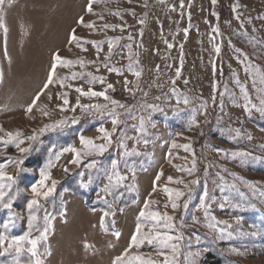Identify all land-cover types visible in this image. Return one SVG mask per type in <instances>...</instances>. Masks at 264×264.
Instances as JSON below:
<instances>
[{
    "label": "rangeland",
    "instance_id": "obj_1",
    "mask_svg": "<svg viewBox=\"0 0 264 264\" xmlns=\"http://www.w3.org/2000/svg\"><path fill=\"white\" fill-rule=\"evenodd\" d=\"M87 2L8 0L4 6L7 31L0 28V126L28 136L45 123L65 117L69 125L62 132H46L40 137L35 150L24 158L22 167L27 171L18 172L15 164L7 163L5 170L16 177L13 190L19 188L20 193L13 202L17 215L0 208V240L7 242L25 233L33 239L38 237L45 225L44 216L51 213L54 219L47 239L37 245L43 264H113L127 247L137 222L145 232L156 228L151 221L137 219L148 198L156 201L149 205L150 211L174 215V227L167 231L173 236L169 243L176 250L163 249L171 264H264V233L259 232L264 226V114L252 108L264 100V0H216L215 4L212 0H96L92 13L85 11ZM80 16L85 24L92 22L94 28L77 24ZM105 23L120 27L103 28ZM72 29L78 36L102 41L99 49L85 44L86 51H82L69 44ZM57 51L62 57L85 62L83 68L58 66L57 77H70L71 72L83 75L65 82L74 87L61 88L56 83L41 96L37 107L46 105L49 116L35 109L26 114V106L47 79L52 54ZM108 67L120 71L108 72ZM137 71L141 73L139 77L135 75ZM88 73L103 82L89 84ZM109 84L113 87L108 88ZM75 87L106 91L108 96L130 106L117 108L121 124L103 156L86 158L99 160V170H93L92 183L87 188L80 185L88 183L89 170L68 164L71 152L63 153L58 161L55 153L69 146L80 148L81 135L96 137L100 135L98 128L110 131L112 125L110 116L89 114L79 106L72 110L77 99L80 104H109L103 97L82 96ZM47 92L53 95L51 101ZM58 92H67L69 104L63 110L57 107L62 104L56 98ZM204 105L207 118L201 115ZM193 116L200 124L189 130ZM73 117L78 121L74 125L70 123ZM141 118L150 140L148 145L130 139L138 136ZM125 137L129 139L123 140L122 148L120 141ZM173 140L178 145L191 143V151L171 147ZM22 146H27V141ZM3 150L5 156L0 157V163H5L8 156L20 155L14 145ZM124 151L133 154L122 157ZM193 158L196 164L191 175L173 167L190 168ZM49 159L54 160L52 178L60 183L53 196L39 198L37 219L30 229V186L39 180L40 170ZM112 160H117L119 172L128 176L125 186L113 189L115 198L104 191ZM65 166L73 169L71 174L64 173ZM129 168L135 169L136 188L132 192L127 190V185L133 183ZM161 170L159 187L152 192L153 180ZM169 176L185 182L198 180L192 186L191 199L187 194L181 198L175 213L170 206L165 208L169 201L162 188L185 189L183 184L169 183ZM205 193L207 213L200 206V197ZM184 199H188L187 208L183 207ZM108 204L115 215L106 218L102 228L100 217ZM237 216L242 217L239 223ZM210 224L216 226L209 227ZM220 228L225 229V238L217 240ZM252 232L259 234L253 236ZM24 244L25 250L19 256L14 251L0 256V264H13L15 260L29 264L33 259L27 251L30 245ZM233 248L237 251L233 252ZM157 250L156 244L145 243L131 252L150 254L162 261L163 257H156Z\"/></svg>",
    "mask_w": 264,
    "mask_h": 264
},
{
    "label": "snow or ice",
    "instance_id": "obj_2",
    "mask_svg": "<svg viewBox=\"0 0 264 264\" xmlns=\"http://www.w3.org/2000/svg\"><path fill=\"white\" fill-rule=\"evenodd\" d=\"M8 2V0H0V28H4L5 31H7L5 24H4V6ZM96 2V0H88L85 11L88 13L93 12V4ZM131 2V0H130ZM183 3V0H181ZM212 3L215 4L216 0H212ZM147 5H145L146 7ZM236 10V6H234L233 11ZM131 11V10H129ZM133 15H135L134 12H132ZM116 15H119V12L116 13ZM213 15H216L213 13ZM237 19H239V16H237ZM77 24L84 25L88 28H94V24L92 22H88L85 24L84 17L80 16L77 21ZM143 23V21H141ZM103 28H112V27H120V25H112L105 23L102 25ZM216 31H219L216 29ZM185 33H187V29H185ZM115 40H118L119 37L114 38ZM83 41V43L81 42ZM69 44H74L75 47L81 49L82 51H86L84 48L85 44H90L95 46L97 49H99V45L102 43V41H96V40H88L84 37L78 36L76 34V30L72 29L69 37H68ZM113 47V41L112 39L109 40L108 43V50L109 52L112 51ZM130 47V46H129ZM168 47H172V45H168ZM216 52L220 51L219 46H216L215 48ZM237 51H240L237 49ZM107 59V58H106ZM84 60L81 58H77L75 60L62 57L59 54V51L54 52L52 54V62L50 69L47 74V79L44 81L43 86L40 88L38 92H36L35 96L32 98V101L30 104L26 106V114H31L33 110L40 112L42 116H49L50 113L47 110L46 105H38V101L40 100L41 96L46 93V90L49 89V87L53 84L58 83L61 88L68 87L72 88L74 85L72 84H66L65 82L68 79L75 80L78 76L83 75V73H77V72H71L70 77L64 76V77H57L56 76V70L58 66H62L64 68H70L73 65H79L80 68L84 67ZM108 72H117L119 73L120 69L116 67H108ZM89 76H91V80L89 81V84L96 80H100L101 83L103 82V79L100 77L92 76L91 73H88ZM135 75L139 77L141 73L139 71L135 72ZM177 75H179V69H177ZM262 83H264V78H262ZM108 88H112L113 86L111 84L107 85ZM215 88V85H213ZM75 91L80 93L82 96H90V97H103L104 100L108 101L111 107H109V104H80L79 99H77L76 105L72 107V110H75L76 106H79L82 111L89 113V114H98L101 117L104 116H110L111 117V125L112 128L109 131L108 129L101 126L97 129V131L100 133L99 136L96 137H87L84 135H81L79 137V142L81 147L76 148L73 146L65 147L61 151L55 153L54 159L58 161L63 153L71 152L72 158L68 161V164L75 165L76 168L84 167L89 170V176H88V183H82L80 187L87 188L88 184L92 183V172L93 170H99L98 159H88L87 157H100L103 156V154L107 151L108 146L112 144V135L113 133L117 132L118 126L121 124L120 115L121 113L117 111V108L120 109H128L130 106L122 104L120 101L113 99L112 97L108 96L106 94V91H95L92 87H89L87 91H84L82 87H75ZM242 91L245 92V95H247L246 90L242 89ZM48 100L51 101L53 99V95L51 92H47ZM56 98L62 100V104L57 105L58 108L63 110L66 106H68L69 101L67 99V92H58L56 93ZM159 99V97H157ZM214 102V98H213ZM185 104L188 103L187 99L184 101ZM150 108H156L154 105H149ZM204 111L201 113V115L205 116L207 118V106L204 105ZM252 108H254L256 111L264 114V100H261L260 106L257 107L256 105H252ZM245 110H248V105H245ZM77 118L73 117L70 120L71 124H76ZM200 121H198L195 116L191 118L189 121L188 128L191 130L192 127H199ZM69 125V119L67 117L54 120L50 123H45L42 127L39 128V130H34L31 135L24 136L23 133L20 130L16 131H5L3 126H0V132L4 133V135L0 136V144L3 145V148H0V157L5 156L4 148H7L9 145H14L17 149L18 153L20 154L18 157H11L8 156L5 163H0V208L7 209L10 212H12V215H17L13 211V202L17 199V196L20 193V189L16 188L13 190L14 185L16 184V177L9 175L7 173L6 165L8 162H11L16 165L18 172H24L27 171V169H24L22 167L24 163V158L30 154L32 151L35 150V145L40 143V137L46 133V132H54V131H64L65 128ZM154 127V125H153ZM138 136L130 139H136L137 141L142 142L144 145H148L150 143V140L147 138L148 133L145 127V121L143 118L140 120V125L136 129ZM239 134V133H238ZM177 135H182L178 133ZM250 138V137H249ZM129 139L128 137L122 138L120 143L121 147H125L123 140ZM189 141L191 140L190 137H186ZM97 140L102 141L101 143H96ZM25 141H27V146H22L25 144ZM171 147H181L185 149L186 151H191V143H186L182 145H178L175 140L172 141ZM133 152L124 151L121 153V156H130ZM135 155H142V153L135 152ZM171 155V153H169ZM234 156H251L250 153H233ZM194 157V153H193ZM253 159H261L260 157H253ZM171 162V161H169ZM195 158L192 160V166L189 167H181L179 165H173L177 169V171L181 172H187L189 175H191L195 171ZM54 167V160L49 159L47 164L44 168L40 170V178L35 183L31 184L30 186V192L32 194V198L28 202V209L30 210V215L28 217L29 221V228L31 229L34 225V222L36 221V215L35 210L39 208V198L47 199L48 197L53 196V194L56 192V187L60 183V181L53 179L51 175V168ZM64 173L66 175H69L72 173L73 169L69 168L68 166H65L63 169ZM129 172L132 173V181L133 183L127 185V190L129 192H132L135 190L136 185L134 183L135 181V169L129 168ZM80 175H84L83 172L80 173ZM163 175V171L157 173L155 179L152 183V192L157 191V188L159 185L157 184V181H159L160 177ZM107 183L105 184L104 191L106 195H112L115 198V193L113 189L117 187H122L124 185V181L128 179V176L125 174H121L118 169V161L112 160L111 162V169L106 174ZM167 180L169 183H178L183 184L184 189L186 190H180V189H173L169 188L167 186H163L162 190L164 193L168 196L169 203L165 204V208L171 207L173 213L177 211V209L181 206L179 201L181 198L185 197L187 194L188 199H191V193H192V186L196 185L198 183V180L192 179L188 182H185L181 179L174 180L172 176L167 177ZM207 193L202 195L200 197V206L205 210V213H207V204L205 201V196ZM149 196H151V193H149ZM188 199L183 200V207L187 208L188 206ZM156 203L155 200H151L146 198L144 201V206L141 208L139 214H138V221L141 219L151 221L156 225V228L145 232L142 230V224L140 222H137L135 231L132 233L130 241L127 245V247L124 249V251L117 257H115L113 264H171L168 255L163 249L172 248V251L174 252L176 250L175 245H170V241L173 240V236L167 231L168 229H172L174 227V215L169 214L167 211L161 213L159 211H150L149 205ZM122 211V209H121ZM115 211L111 204H108L107 209L103 211L101 217H100V226L102 228H105V220L109 216H114ZM45 225L43 228V231L40 232L39 236L36 238H30V233H25L23 236H14L11 238L10 241L5 242L4 240H0V256L4 255L5 253H9L11 251H14L17 256L25 250V244L24 242H27V245H30V247L27 248V251L31 253V257L33 259L29 260V264H43L42 259L40 258L38 252H37V245L38 241L46 240L49 230L52 227V220L54 217L51 213H48L44 216ZM213 220H215V217H212ZM237 223H239L242 219V217H235ZM194 222H197L195 217H193ZM217 224H226V221H217ZM215 224H210L209 227H215ZM165 229V231H160L159 229ZM225 229L220 228L219 234L217 235V240L224 239V233ZM259 232L264 233V226H262L259 229ZM259 234L258 232H252L251 235L255 236ZM115 235L117 237L120 236L119 232H116ZM231 235V233H229ZM179 239V237H177ZM147 243V245L151 246L153 244H156L158 246V250L156 252V257H163V260L161 261L158 258H153L150 254L144 255V254H133L131 252V249L134 247L136 249H139L142 245ZM85 247H88L87 243H85ZM233 252L237 251L236 249H232ZM48 249L45 248V254H47ZM13 264H19L18 260H15Z\"/></svg>",
    "mask_w": 264,
    "mask_h": 264
}]
</instances>
